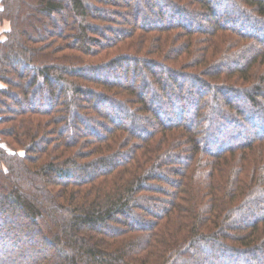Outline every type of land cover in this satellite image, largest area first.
I'll return each instance as SVG.
<instances>
[{"label": "trees", "instance_id": "trees-1", "mask_svg": "<svg viewBox=\"0 0 264 264\" xmlns=\"http://www.w3.org/2000/svg\"><path fill=\"white\" fill-rule=\"evenodd\" d=\"M0 264H264V0H1Z\"/></svg>", "mask_w": 264, "mask_h": 264}, {"label": "rangeland", "instance_id": "rangeland-1", "mask_svg": "<svg viewBox=\"0 0 264 264\" xmlns=\"http://www.w3.org/2000/svg\"><path fill=\"white\" fill-rule=\"evenodd\" d=\"M1 1V0H0ZM156 2V1H155ZM231 9V8H230ZM229 8H220V11H221V13H223V14H230V13H228L229 12V10H230ZM151 19V18H150ZM121 20V19H120ZM123 21H124V19H122ZM118 22H120L119 20H117ZM205 23V22H204ZM43 29H42V32H44V27H42ZM168 77V76H167ZM167 77H165V78H167ZM163 105V104H162ZM161 105V106H162ZM158 106H160V104H158ZM163 107V106H162ZM126 116V113L125 112H123V114H122V117H125ZM6 252H8V251H6ZM45 250H43L40 254H44V255H46L45 253ZM34 255L37 257L38 255H36V253H34Z\"/></svg>", "mask_w": 264, "mask_h": 264}]
</instances>
